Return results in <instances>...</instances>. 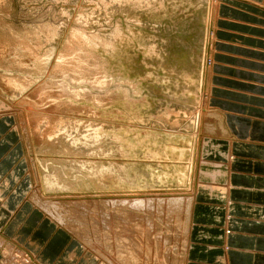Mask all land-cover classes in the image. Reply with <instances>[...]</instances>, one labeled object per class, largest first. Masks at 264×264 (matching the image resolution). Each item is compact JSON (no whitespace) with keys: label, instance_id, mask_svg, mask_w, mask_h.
I'll use <instances>...</instances> for the list:
<instances>
[{"label":"rangeland","instance_id":"374dc122","mask_svg":"<svg viewBox=\"0 0 264 264\" xmlns=\"http://www.w3.org/2000/svg\"><path fill=\"white\" fill-rule=\"evenodd\" d=\"M215 2L0 0V142L30 164L31 203L102 260L185 264V202L163 205L169 217L182 206L178 236L155 203L130 210L112 202L192 197L212 130L204 123ZM120 232L136 242L138 259L120 254ZM6 246L0 256L10 264L34 263Z\"/></svg>","mask_w":264,"mask_h":264},{"label":"crops","instance_id":"0c3cea01","mask_svg":"<svg viewBox=\"0 0 264 264\" xmlns=\"http://www.w3.org/2000/svg\"><path fill=\"white\" fill-rule=\"evenodd\" d=\"M216 2L206 103L219 124L197 161L185 264H264V0ZM20 152L0 142V245L33 264H108L31 203Z\"/></svg>","mask_w":264,"mask_h":264},{"label":"bare ground","instance_id":"6f19581e","mask_svg":"<svg viewBox=\"0 0 264 264\" xmlns=\"http://www.w3.org/2000/svg\"><path fill=\"white\" fill-rule=\"evenodd\" d=\"M214 2H215V0H214ZM215 5H214V9H216V7H217V2H215L214 3ZM214 24V23H213ZM212 35V34H211ZM212 38V37H211ZM213 40V39H212ZM211 40V41H212ZM213 42V41H212ZM208 67V66H207ZM208 73V72H207ZM65 79V78H64ZM56 80H58V79H56ZM54 84V83H53ZM74 84V83H73ZM59 86V85H58ZM60 86H61V84H60ZM55 87V86H54ZM63 87V86H62ZM71 87V86H70ZM58 88H60V87H58ZM75 88V87H74ZM57 89V88H56ZM51 91V90H50ZM62 92V91H61ZM70 92V91H69ZM50 111V110H49ZM206 114H207V118H208V120L209 119H211V120H209V122L208 121H206V122H208V123H206L205 121V123L204 124H208V126H206V127H208L207 128V131L209 132L210 130H211V128H212V130L210 131V132H212L213 131V128L215 127V128H217V125L219 124V122H217V116H216V113L215 112H210V110H208V111H206ZM215 117V121H213V118ZM221 118V117H220ZM203 127V126H202ZM221 127V126H220ZM204 129V128H203ZM209 129V130H208ZM220 129V128H219ZM222 129V128H221ZM224 130V129H223ZM203 131V130H202ZM220 131V130H219ZM206 132V131H205ZM209 132V133H210ZM215 133V132H214ZM203 134H204V132H203ZM217 134V133H216ZM221 134V133H220ZM193 174V173H192ZM194 178H195V176H194ZM195 192V191H194ZM191 194V193H190ZM157 195V194H156ZM188 195V194H187ZM148 198V197H147ZM143 199V198H128V199H124V200H121L120 202H115L114 203V201L112 202L114 205L117 203L118 204V206H120V208L121 207H130V210L131 209H133V210H138V209H140L141 207L143 208V206H145V207H147V209L148 210H150L151 208H149V207H154V206H151V204H154L155 203V205H156V207H154L155 209H157V214L158 215H160L161 213H162V218L164 217V216H166V218L167 217H169V215L166 213V208L167 209H169L168 207H164L163 205H169V204H174V205H177V204H180L181 205V203L183 204L184 202H185V205H186V214H187V216H186V221H187V223L184 225V228H182V233H183V247H181L182 248V254L183 255H186V251H187V247L189 246V244H188V241H189V236H190V227H191V217H192V212H193V209H194V204H193V196L191 197V198H189L188 199V201H186L184 198H178V197H175V198H172V199H170V198H168V199H154L153 200V198H151V199ZM36 200V199H35ZM101 201V200H100ZM118 201V200H117ZM113 204H111V206L113 205ZM50 206V205H49ZM226 206V205H225ZM75 207V206H74ZM115 207V206H114ZM53 208V207H52ZM135 208V209H134ZM129 210V209H128ZM115 211V210H114ZM119 212H121L120 210H118ZM181 211H182V206H178L173 212H172V215L169 217V222H168V220L166 219V222H167V224L168 223H170L171 225H173L172 227L174 228V230L175 231H177V233H176V236H178V235H180L179 233H180V230L181 229H179L178 227H179V222L181 221V218H182V216H181ZM45 212V211H44ZM102 212V211H101ZM117 212V211H116ZM118 212V213H119ZM150 212V211H149ZM104 213H106V212H104ZM111 213V212H110ZM117 213V214H118ZM138 213V212H137ZM112 214V213H111ZM143 214V213H142ZM164 214H167V215H164ZM52 215V214H51ZM112 215H114V213L112 214ZM122 215V214H121ZM130 215H132V214H130ZM153 215V214H152ZM158 215H157V217H158ZM58 216V215H57ZM105 216V215H104ZM107 216H108V214H107ZM118 217V216H117ZM138 217V216H137ZM160 218H161V216H159ZM158 217V218H159ZM56 218V217H55ZM59 218V217H58ZM79 218V217H78ZM123 218H125V217H123ZM113 219V218H112ZM154 219V218H153ZM116 220H117V218H116ZM128 220V219H127ZM137 220V219H136ZM152 220V219H151ZM159 220V219H158ZM58 221V220H57ZM119 221V220H118ZM118 221H116V222H118ZM109 222V221H108ZM122 222V221H121ZM149 222V221H148ZM162 222V221H161ZM66 223V222H65ZM157 223V222H156ZM159 223V222H158ZM102 224H105V223H102ZM110 224H111V222H110ZM135 224V223H134ZM152 224H154L152 221L151 222H149V223H147V227L149 226V227H152L153 225ZM63 225V224H62ZM117 225V224H116ZM126 225H127V223H126ZM162 226V225H161ZM186 226V227H185ZM119 227V226H118ZM163 227V226H162ZM168 227V226H167ZM172 227H170V225H169V228H172ZM176 227V228H175ZM163 228H165V227H163ZM119 229V228H118ZM143 229V228H142ZM147 229V228H146ZM162 229V228H161ZM71 230V229H70ZM106 230H108L107 228H106ZM124 230V229H123ZM73 231V230H72ZM108 231H111L110 229L108 230ZM126 231V230H125ZM143 231V230H142ZM171 231V230H170ZM81 232V231H80ZM105 232H107V231H105ZM139 232H140V230H139ZM145 232V231H144ZM161 232H162V230H161ZM173 232V231H172ZM109 233V232H108ZM121 233V232H120ZM116 234V236H115V241L117 242V244H118V247H116V248H120V247H124V248H126V251H124V250H122V251H120V252H122V253H120L118 250H117V253L119 254H123V253H125V255L127 256L126 258H133V256H134V258L135 259H138L139 258V255L137 256V254L135 253L137 250H133V246L134 247H136V242H133V241H130L129 240V237H127L126 235H127V233H121V234ZM142 233V232H141ZM167 233V232H166ZM165 233V234H166ZM171 233V232H170ZM125 234V235H124ZM133 234H135L134 232H133ZM133 234H131V235H133ZM137 234V233H136ZM174 234V233H173ZM109 235V234H108ZM78 236V235H77ZM136 236H139V235H136ZM148 236V235H147ZM165 236V235H164ZM163 236V237H164ZM107 237V236H106ZM139 237H141V236H139ZM142 237H144V236H142ZM150 237H152V236H150ZM78 238H79V236H78ZM105 238V237H104ZM148 238H149V236H148ZM147 238V239H148ZM157 238L158 239H160L161 237H160V235L158 234L157 235ZM165 238H166V236H165ZM164 238V239H165ZM170 238L172 239V237H171V235H170ZM110 239V238H109ZM146 239V240H147ZM152 239V238H151ZM81 240L86 244V243H88V242H86V239H82L81 238ZM143 240V239H142ZM109 241H111V239L109 240ZM166 242V241H165ZM130 243V244H129ZM161 243V242H160ZM170 243H171V241H170ZM169 243V244H170ZM112 244V243H111ZM139 244V243H138ZM137 244V245H138ZM152 244V243H151ZM87 245V244H86ZM104 245V244H103ZM88 246V245H87ZM131 246V247H130ZM139 246H141V245H139ZM149 246V245H148ZM161 246V245H160ZM169 246V245H168ZM93 247V246H92ZM98 247V246H97ZM147 247V246H146ZM157 247V246H156ZM140 248V247H139ZM163 247H161L160 249H162ZM90 249H91V247H90ZM170 249V248H169ZM91 250H93V252H95V253H97L96 252V250L93 248V249H91ZM172 250V249H171ZM6 251H8V252H12L13 251V247L12 246H9V247H7V250ZM6 251H5V253H6ZM142 251H143V249H142ZM166 251H167V249H166ZM169 251V250H168ZM130 252V254L131 253H133V255H129V254H127V253H129ZM152 252V251H151ZM13 253V252H12ZM19 253V252H18ZM17 253V254H18ZM138 253V252H137ZM169 253V252H168ZM16 254V253H15ZM98 254V253H97ZM99 255V254H98ZM141 255V254H140ZM143 255V254H142ZM182 255V256H183ZM99 256H101V255H99ZM120 257H121V255H119ZM131 256V257H130ZM11 257H14V256H12L11 255ZM17 257V256H16ZM25 258V256H24V253H23V256H21V255H18V257L17 258ZM32 258V257H31ZM102 258H104L106 261L107 260H109V263L108 264H118L117 262H111V259H113V256L111 257V255H110V253L109 254H107L106 253V255L105 256H103ZM125 258V259H126ZM141 258V257H140ZM13 259H16V258H13ZM21 259V260H22ZM26 259H28L27 257H26ZM26 259H23V260H25V261H21L20 262V260H19V262H20V264H29V262H30V258H29V260H27L26 261ZM120 258H118L117 260H119ZM123 259V258H122ZM142 259V258H141ZM141 259H139L140 261H141ZM182 259V258H181ZM6 260H8V259H6ZM129 260V259H128ZM186 260V259H185ZM4 261V260H3ZM122 261H124V260H122ZM131 261V260H130ZM148 261H149V259H148ZM184 261V260H183ZM5 262V261H4ZM8 262H11V259H9L8 261H7V263ZM120 262V261H119ZM182 262V261H181ZM17 262L15 261V264H16ZM148 263H150V262H148ZM174 263V262H173ZM6 264V263H5ZM18 264V263H17ZM121 264V263H120ZM123 264V263H122ZM129 264H130V262H129ZM168 264V263H167Z\"/></svg>","mask_w":264,"mask_h":264}]
</instances>
